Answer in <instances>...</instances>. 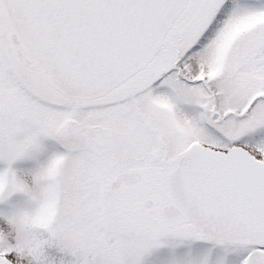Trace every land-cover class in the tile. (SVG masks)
<instances>
[{"label": "snow or ice", "instance_id": "6c2138e0", "mask_svg": "<svg viewBox=\"0 0 264 264\" xmlns=\"http://www.w3.org/2000/svg\"><path fill=\"white\" fill-rule=\"evenodd\" d=\"M0 264H264V0H0Z\"/></svg>", "mask_w": 264, "mask_h": 264}]
</instances>
